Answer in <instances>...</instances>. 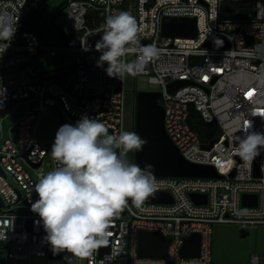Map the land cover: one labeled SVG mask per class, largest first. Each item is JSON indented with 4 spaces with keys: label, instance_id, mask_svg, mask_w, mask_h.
I'll use <instances>...</instances> for the list:
<instances>
[{
    "label": "built area",
    "instance_id": "built-area-1",
    "mask_svg": "<svg viewBox=\"0 0 264 264\" xmlns=\"http://www.w3.org/2000/svg\"><path fill=\"white\" fill-rule=\"evenodd\" d=\"M48 0H0V14L17 20L11 41L0 39V78L27 70L30 81L10 79L0 84L3 94L0 111L10 101H35L39 105L20 119L12 134L0 141V241L9 249L8 258L23 264L33 255L47 257V264H66L67 250L53 252L39 214L31 205L39 199L34 185L61 165L51 157L53 142L34 137V126L46 108L58 107L73 121L83 116L104 123L110 135L127 131V74L122 79L110 77L105 62L98 67L101 52L95 49L105 20L119 11L135 17L138 44L121 59L135 61L144 46H154L159 55L148 63L141 75L161 89L159 103L165 111L169 137L185 159L210 165L220 177L154 176L156 191L168 192L171 202L146 200L137 208L128 207L115 218L109 231L112 236L90 257L75 255V264H214L212 233L215 224H237L250 234L264 225V150L251 162L235 154L245 122L264 132V120L254 115L264 111V0H252L253 9L245 17L223 15L226 0H66L65 18L71 23L66 40L58 47H42L29 22ZM165 17H195V37L163 36ZM222 41L217 44L216 41ZM149 42L148 45L142 44ZM42 50L62 51L74 55L71 67L48 72L30 66ZM207 77V79H205ZM176 80L191 83L168 90ZM154 91V90H152ZM255 93L249 100L247 93ZM132 112L135 131L136 95ZM10 110V109H9ZM8 114V113H7ZM201 119L213 136L202 140L191 120ZM17 137V138H16ZM216 140L211 148H205ZM119 152V149L117 150ZM134 154V151H132ZM134 163V162H133ZM39 164L38 167H35ZM257 165V168H256ZM258 173H257V170ZM234 173L233 176L231 174ZM192 193L207 194V203H197ZM257 195L256 205H245L244 195ZM26 212H15L17 209ZM20 218L21 229L16 226ZM159 232L171 242L166 256L141 257L138 253L139 231ZM193 233L202 237L198 257H184L181 248ZM0 247V248H2ZM27 249V251H25ZM249 264H264V254L252 253Z\"/></svg>",
    "mask_w": 264,
    "mask_h": 264
},
{
    "label": "clouds",
    "instance_id": "clouds-1",
    "mask_svg": "<svg viewBox=\"0 0 264 264\" xmlns=\"http://www.w3.org/2000/svg\"><path fill=\"white\" fill-rule=\"evenodd\" d=\"M16 25L17 20L6 13L0 14V39L11 41ZM105 25L95 44V49L101 52L97 66L106 62L107 74L118 79L125 74L144 73L148 63L159 55L154 46L142 47L138 58L131 63L121 59L134 50L127 46L138 44V34L143 31L135 17L127 11H119L108 16ZM216 43L219 45L222 41ZM7 46L5 44L0 52ZM3 91L0 89V97ZM254 115L264 120V111L257 110ZM242 131L245 135L234 151L242 160L251 162L264 150V132L254 130L251 121L245 122ZM146 143L147 140L135 132L110 135L104 123L87 116L75 125L65 124L59 128L50 153L61 166L34 185L39 199L31 205V210L38 213L43 222L46 240L54 253L67 250L80 258L90 257L108 244L112 236L109 229L128 207L129 200L141 208L155 194L153 166L148 164L141 168L127 159L130 151H142Z\"/></svg>",
    "mask_w": 264,
    "mask_h": 264
},
{
    "label": "rangeland",
    "instance_id": "rangeland-1",
    "mask_svg": "<svg viewBox=\"0 0 264 264\" xmlns=\"http://www.w3.org/2000/svg\"><path fill=\"white\" fill-rule=\"evenodd\" d=\"M66 0H48L38 11L36 16L29 22L30 31L34 32L40 41L42 47H58L63 44L61 40L62 30H69L71 23L65 18L63 6ZM136 0H132V2ZM74 55L68 52H52L51 50H42L39 56L35 57L30 66L42 71L48 72L56 69L71 67ZM14 79L20 83L30 81L27 70L11 73L0 78V84ZM126 94L128 104V123L127 131H133L132 112L134 103V93L140 91H158L161 88L149 82L148 76L138 74L136 76L128 75L126 77ZM39 100L18 101L12 105L8 114L0 117V141L9 137L20 119L25 117L31 111L37 108ZM135 115V114H134ZM77 122L58 107L46 108L41 112L34 126V137L40 142H53L57 131L62 125H75ZM130 163L135 160V151L127 154ZM54 169L48 170L53 171ZM27 209H17L15 212L23 213ZM20 218L16 219V226L20 227ZM212 248L214 264H249L252 253L264 254V225L259 226L246 237H242L240 227L237 224H215L212 233ZM9 249L15 250L14 245H8L0 248V264H17V261L8 258ZM27 251V249H25ZM48 258L33 255L30 260H24L23 264H47ZM66 264H75V255L65 256Z\"/></svg>",
    "mask_w": 264,
    "mask_h": 264
},
{
    "label": "water",
    "instance_id": "water-1",
    "mask_svg": "<svg viewBox=\"0 0 264 264\" xmlns=\"http://www.w3.org/2000/svg\"><path fill=\"white\" fill-rule=\"evenodd\" d=\"M163 36L195 37L197 35V19L195 17H165L162 21ZM61 40H66L65 32L61 33ZM148 45L149 42L143 41ZM191 83L188 80H176L168 84V90L175 92L178 88ZM160 91H140L136 95L135 133L147 140L142 151H135L134 163L141 168L152 165V175L172 177H220L214 167L201 165L188 161L183 157L179 148L169 137L165 127V111L159 103ZM17 100L8 102L0 111V117L5 116ZM17 138V137H16ZM216 140L203 145L211 148ZM36 164L35 167H38ZM257 168V165H256ZM258 169V168H257ZM256 169V170H257ZM258 173V170H257ZM234 173L231 174L233 176ZM191 197L197 203H207V194L192 193ZM150 202H171L172 197L168 192L155 191V194L147 199ZM245 205H256L257 195H244ZM242 237L249 235L244 228L241 229ZM170 238H166L159 232L139 231L138 253L141 257H164L167 254ZM202 237L200 233H193L181 248L184 257H198L201 253ZM4 245L0 241V247Z\"/></svg>",
    "mask_w": 264,
    "mask_h": 264
},
{
    "label": "trees",
    "instance_id": "trees-1",
    "mask_svg": "<svg viewBox=\"0 0 264 264\" xmlns=\"http://www.w3.org/2000/svg\"><path fill=\"white\" fill-rule=\"evenodd\" d=\"M253 9L252 0H226L223 2V15L229 18H242L245 17L249 10ZM192 127L201 133L202 140H209L211 136L207 129L212 128L214 125H206L201 119L191 120Z\"/></svg>",
    "mask_w": 264,
    "mask_h": 264
},
{
    "label": "snow or ice",
    "instance_id": "snow-or-ice-1",
    "mask_svg": "<svg viewBox=\"0 0 264 264\" xmlns=\"http://www.w3.org/2000/svg\"><path fill=\"white\" fill-rule=\"evenodd\" d=\"M205 79H207V77H205ZM253 95V92L252 91H249L248 93H247V97L249 98V97H251Z\"/></svg>",
    "mask_w": 264,
    "mask_h": 264
}]
</instances>
